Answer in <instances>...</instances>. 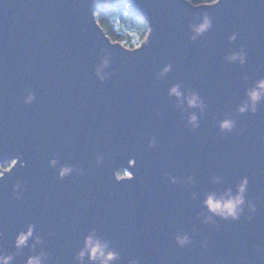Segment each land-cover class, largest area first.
Returning <instances> with one entry per match:
<instances>
[{"label": "water", "instance_id": "water-1", "mask_svg": "<svg viewBox=\"0 0 264 264\" xmlns=\"http://www.w3.org/2000/svg\"><path fill=\"white\" fill-rule=\"evenodd\" d=\"M126 3L152 29L135 50L113 42L94 15L116 0H0V255L26 264L43 250L45 264H73L95 230L120 252L117 264H264V105L255 115L236 110L245 89L264 78V2ZM204 12L213 27L193 41L189 25ZM233 32L238 38L229 42ZM242 45L246 64H229L225 57ZM106 58L101 81L96 69ZM174 84L185 94L199 91L208 104L196 132L167 95ZM28 90L36 94L31 104L23 102ZM229 117L237 130L225 135L217 121ZM97 154L104 155L99 165ZM68 164L84 174L60 180ZM214 175L222 180L213 183ZM244 176L253 219L246 208L239 221L214 217L219 228L201 223L205 197L235 191ZM30 226L28 246L17 249V235ZM180 230L192 235L191 246L177 245ZM36 237L43 243L34 252Z\"/></svg>", "mask_w": 264, "mask_h": 264}, {"label": "clouds", "instance_id": "clouds-1", "mask_svg": "<svg viewBox=\"0 0 264 264\" xmlns=\"http://www.w3.org/2000/svg\"><path fill=\"white\" fill-rule=\"evenodd\" d=\"M264 2V0H262ZM188 4H191L193 8H212L216 5H220L222 0H187ZM99 17L100 13H94ZM199 23L193 22L189 25L191 29L190 39L195 41L198 37H201L203 34L208 32L213 27V17L208 14V12L202 13L201 16L197 17ZM152 34V29L146 22H143V35L138 43L135 44L134 48L139 49L144 45L149 36ZM238 38V33L233 32L232 35L228 37L229 42H235ZM119 42V41H117ZM128 47V45H125ZM229 64H239L243 67L248 59V53L246 48L242 45L239 50H232L225 57ZM109 60L106 58L102 65H99L96 69V74L99 76L101 81H106L108 76L105 75L103 69L107 67ZM172 68L171 64L166 65L161 72L157 74L156 79L159 80L162 76L169 72ZM111 75V74H108ZM245 80L248 78L246 75L243 77ZM168 97H175L176 103L182 109L181 119H186L188 127L191 131L196 132L200 128L201 119L206 115V109L208 104L200 95L199 91L190 90L187 94L181 90V85L174 84L168 89ZM245 99L241 104L236 106V110L239 114L251 113L255 115L261 105H264V78H260L255 81V83L245 89ZM36 99V94L32 90H28L27 94L24 96V103L31 104ZM186 105V107H185ZM198 110V111H195ZM159 114V113H157ZM220 132L223 134L232 133L237 130L236 121L231 117L224 119L222 121H217ZM240 134L243 133V129L239 130ZM150 147L156 146V138L152 137L149 142ZM104 159V155L97 154L96 163L99 165ZM49 166L55 168L59 163L58 157L53 155V158L49 160ZM78 173L80 175L84 174V170L76 167L75 165L68 164L60 166L58 171V178L63 180L65 177ZM166 177L170 179L171 183H176V179L171 176L170 173H165ZM222 180L220 176H213L212 182L219 183ZM187 184L189 186L195 185L196 181L193 179V176L189 175L187 177ZM248 185L249 179L247 176H244L240 179L239 183L235 186V191L233 188H228L226 191L221 194L216 192L209 193L203 204L207 208L209 214L204 212H199L198 217H205L201 220L203 224H212L219 228L217 221L214 217H220L225 221H239L241 216L245 213V209L248 210V220L253 219V214L257 212L256 203L253 200L247 198L248 194ZM18 190V191H17ZM21 190L19 184L14 186V192H17L16 198L19 199V191ZM197 198V193H192V199ZM260 197H257L259 200ZM34 226H30L28 231L20 232L16 237V247L17 249H22L28 246L30 238L33 236ZM195 234V232H193ZM3 233L0 232V236ZM51 235H54L52 233ZM175 241L177 245L181 248L191 246L193 244L192 235L183 230H180L175 235ZM43 243L40 237H36L35 243L31 245L33 251L35 252L36 245ZM204 247H207L206 242H204ZM257 251H260V248H257ZM48 258V253L41 250L39 254L31 255L28 257L26 264H45V261ZM13 257L11 255H0V264H12ZM73 264H117L121 260V254L114 247L111 241L103 240L96 235L95 230H93L89 235L84 237L83 246L76 252L72 258ZM129 264H140L139 259H133L129 261Z\"/></svg>", "mask_w": 264, "mask_h": 264}, {"label": "trees", "instance_id": "trees-1", "mask_svg": "<svg viewBox=\"0 0 264 264\" xmlns=\"http://www.w3.org/2000/svg\"><path fill=\"white\" fill-rule=\"evenodd\" d=\"M97 20L113 42L134 48V38L141 39L143 35V19L134 16L128 9L126 0H116L114 8L99 11ZM11 164H6L9 167ZM124 171L120 175H124Z\"/></svg>", "mask_w": 264, "mask_h": 264}, {"label": "rangeland", "instance_id": "rangeland-1", "mask_svg": "<svg viewBox=\"0 0 264 264\" xmlns=\"http://www.w3.org/2000/svg\"><path fill=\"white\" fill-rule=\"evenodd\" d=\"M139 42V39H137V38H134V41H133V45L135 46V44L136 43H138ZM127 48H129V49H133V48H130V47H127ZM3 170H7V168L8 167H6L5 165H3L2 167H1ZM129 175L125 172L124 173V175H120V173H119V177L121 178V177H128Z\"/></svg>", "mask_w": 264, "mask_h": 264}, {"label": "built area", "instance_id": "built-area-1", "mask_svg": "<svg viewBox=\"0 0 264 264\" xmlns=\"http://www.w3.org/2000/svg\"><path fill=\"white\" fill-rule=\"evenodd\" d=\"M10 167H11V165L7 168V170H9L10 169Z\"/></svg>", "mask_w": 264, "mask_h": 264}]
</instances>
